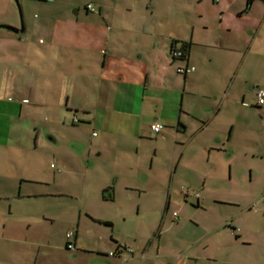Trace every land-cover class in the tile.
<instances>
[{"label": "crops", "instance_id": "1", "mask_svg": "<svg viewBox=\"0 0 264 264\" xmlns=\"http://www.w3.org/2000/svg\"><path fill=\"white\" fill-rule=\"evenodd\" d=\"M147 1L96 0L93 12L72 13L49 5L22 34L14 7L1 3L0 264H62L47 258L66 249L53 230L61 210L77 208L75 259L86 249L82 213L112 228L109 215L137 209L172 211L174 221L188 212L193 228L179 226L194 236L184 239L188 251L161 254L159 233L150 246L111 235L100 240L101 264H264L262 247L246 249L264 236V17L258 26L249 19L264 15V0H192L191 14L187 3ZM206 4L219 22L214 14L216 32L202 41ZM175 41L190 44L187 61L173 60ZM41 118L57 147L39 145ZM121 245L133 253L109 256Z\"/></svg>", "mask_w": 264, "mask_h": 264}, {"label": "rangeland", "instance_id": "2", "mask_svg": "<svg viewBox=\"0 0 264 264\" xmlns=\"http://www.w3.org/2000/svg\"><path fill=\"white\" fill-rule=\"evenodd\" d=\"M95 1L96 0H0V5L3 2L11 3V5L15 9L16 20L19 21L18 25L19 28L21 29L22 25H24L25 27L26 22L32 23L31 20L33 19L36 20V22H39L44 18H46L44 15L45 13H43V8L49 7V5L52 6L58 4L63 5L68 8V11L70 13H72V10L76 9L77 6L82 7L84 9V6L86 7V5H88L89 3H94ZM102 1L123 6L124 4L127 3H129L130 5L135 4V2L138 0H102ZM191 1L192 0H157L156 2L157 3L160 2V4H169V5L187 3L186 8L189 10V13L191 14L194 13V8H195V5ZM246 3L247 0H241V4L246 5ZM146 4L149 5L150 0H148ZM210 7L211 6L209 4H206V6L204 7L205 17L202 19H198L200 21H203L204 24H207L208 26V28L206 27L205 30L204 29L200 30L198 28L196 31V34L199 33V35L197 34V37H199L202 41L203 40L207 41L209 38H212L213 34L216 32V31L214 32L215 27L213 25V15L215 14V16L218 18L219 13L216 9L213 10ZM254 9H256L255 6ZM199 13H200V9H199ZM245 16L246 14H244V17ZM241 17H243V15ZM263 17L264 15L261 10L257 12L254 10L253 13L250 14L249 19L251 18L250 20L253 26L255 25L258 26L261 24ZM218 22H219V18L216 19L215 24H217ZM200 23L202 22H198V25H200ZM191 28L192 27L189 26L187 31L183 30V33L185 34L187 33V36L190 37ZM263 34H264V30H263ZM29 76H31L33 79L36 78V76L33 74H30ZM12 99L10 98V100ZM41 119H42L41 121L42 123H39V129L42 130L41 133L42 139H40L41 143L39 142V145L40 146L43 145L44 147H54L55 144L49 142L47 131L44 132L45 127L47 126L46 122L43 121L44 118ZM1 132L5 133L4 125L0 126V134ZM57 146L58 145H56L55 147ZM46 161H47V157L44 156L43 162L45 164H47ZM51 163H54V161H51L50 163L48 162L49 168ZM54 172H56V170ZM76 182L78 189H81L83 187V184L85 183L83 177L80 174L76 177ZM243 187L245 186L242 185V188ZM181 190L185 194L186 192L185 188L182 187ZM178 201H183V199L179 196ZM259 209L262 210L264 213V205H260ZM74 213L75 214L72 215L66 214L63 213V210H61V212L59 213L57 217V222L53 230V236L55 237V240L53 241L54 244L56 242V245H58L59 241H61L62 236H65L64 240L66 244V233L75 230V227L79 223L78 208L75 209ZM187 213L188 212L180 213V218L178 221L173 220L172 211L168 215H165L164 213H160L159 216L154 215L151 212H143V211L138 212L137 209L130 212V214L127 217H121L120 215L113 213L109 215V218L114 223L112 228L104 224L95 223L96 221L95 218L86 217V215L82 213L83 216L80 219L82 243L80 244L79 248H86V249L82 250L83 251L82 253L77 254L79 255V257L76 259L74 258L76 253L67 249H65L64 252H59L58 250L53 249L48 252L47 258H50L54 262L60 261L62 264H101V262L103 263L106 262V260L100 256L103 254L99 253V251L101 250H106L100 244L101 239L109 240L110 236L113 235L115 238H117V240H120L121 242H123L124 239H126L127 242H131L133 241V239L135 240L136 238H139L142 242L149 240L148 243L150 246L151 244L156 243L155 236L158 233L160 234V239L158 240L157 243L161 245V251H160L161 254L172 253V252L174 253L177 250L179 251V255L184 253L186 254L188 250L183 251L184 249L183 247L185 246L184 239L188 238L189 240L193 235L189 234L188 229H185V232L183 231L181 235V232L179 231L180 228L179 226L185 224V225H189L190 228H193L192 225L189 224L188 222L187 218H189L190 215H188ZM97 216L100 218H107L106 217L107 215H104V213ZM69 224H73L74 227H72L71 229V227H68ZM261 247L262 249H264V236L258 237L255 241H253V248H246V249H251L253 251H256ZM209 251H214L213 247ZM196 254L199 255V257H202V255H204V253H201L200 250H198ZM106 255L108 256V253ZM186 256H190V254ZM239 260L247 264L258 263V260H256V258L254 257H248L245 259L242 258ZM107 264L109 263L107 262ZM201 264H210V263L204 261ZM212 264H218V263H212Z\"/></svg>", "mask_w": 264, "mask_h": 264}, {"label": "built area", "instance_id": "3", "mask_svg": "<svg viewBox=\"0 0 264 264\" xmlns=\"http://www.w3.org/2000/svg\"><path fill=\"white\" fill-rule=\"evenodd\" d=\"M87 10L93 12L94 11V7L92 5H88L87 6ZM172 56H173V59H177V60H182L183 59V52L180 50V48H175L172 50ZM195 68H190L188 69L187 67H179L178 68V72L180 74H185L187 71H194ZM257 101H258V105L260 107L264 106V89H260L258 91V94H257ZM79 120L77 118H75L73 120V123H78ZM164 129V126L161 125L160 123H155V124H152L150 126V130L152 133L154 134H159L162 130ZM174 218L176 219L177 218V214H174ZM75 237H76V233L74 231H70L67 233L66 235V244H65V247L67 250H70V251H73L75 250V244H74V241H75ZM124 251L132 254L133 251L132 249L130 248H126L125 246L121 245L119 246L115 251H112L109 253V256L113 257L116 255V253H123Z\"/></svg>", "mask_w": 264, "mask_h": 264}, {"label": "trees", "instance_id": "4", "mask_svg": "<svg viewBox=\"0 0 264 264\" xmlns=\"http://www.w3.org/2000/svg\"><path fill=\"white\" fill-rule=\"evenodd\" d=\"M177 46H180V50L183 52V59L180 61H187V58L189 55L190 44L189 43H179L175 41L173 44V49L177 48ZM173 60H177V59L174 58Z\"/></svg>", "mask_w": 264, "mask_h": 264}, {"label": "water", "instance_id": "5", "mask_svg": "<svg viewBox=\"0 0 264 264\" xmlns=\"http://www.w3.org/2000/svg\"><path fill=\"white\" fill-rule=\"evenodd\" d=\"M251 2H252V0H249V5L251 4ZM23 29H24V26L22 25V27H21V29L20 30H14V32L16 33V34H22L23 33Z\"/></svg>", "mask_w": 264, "mask_h": 264}]
</instances>
